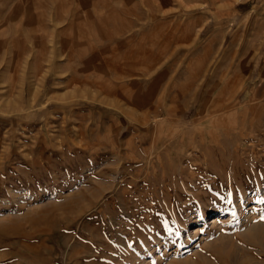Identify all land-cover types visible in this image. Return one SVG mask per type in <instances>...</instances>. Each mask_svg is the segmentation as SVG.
Segmentation results:
<instances>
[{"label": "rangeland", "instance_id": "374dc122", "mask_svg": "<svg viewBox=\"0 0 264 264\" xmlns=\"http://www.w3.org/2000/svg\"><path fill=\"white\" fill-rule=\"evenodd\" d=\"M0 264H264V0H0Z\"/></svg>", "mask_w": 264, "mask_h": 264}, {"label": "bare ground", "instance_id": "6f19581e", "mask_svg": "<svg viewBox=\"0 0 264 264\" xmlns=\"http://www.w3.org/2000/svg\"><path fill=\"white\" fill-rule=\"evenodd\" d=\"M215 110V109H214ZM246 115V114H245ZM250 115V114H249ZM244 116V115H243ZM253 128V127H252ZM245 138V137H244ZM242 262V261H241Z\"/></svg>", "mask_w": 264, "mask_h": 264}]
</instances>
